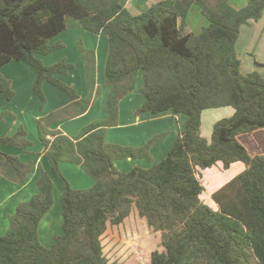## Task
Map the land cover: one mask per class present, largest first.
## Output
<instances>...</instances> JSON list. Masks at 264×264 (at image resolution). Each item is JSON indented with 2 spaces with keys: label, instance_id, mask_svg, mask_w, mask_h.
<instances>
[{
  "label": "trees",
  "instance_id": "trees-1",
  "mask_svg": "<svg viewBox=\"0 0 264 264\" xmlns=\"http://www.w3.org/2000/svg\"><path fill=\"white\" fill-rule=\"evenodd\" d=\"M247 2L236 8L230 0H161L133 15L121 0H0V94L8 101L15 98L1 69L24 61L37 71L33 92L41 110L47 103L45 81L71 100L37 120L49 172L38 165V192L9 217V229L0 234V264H121L105 257L102 237L134 209L162 236L164 250L152 253L151 264H264V154L252 153L239 139L264 129V76L258 71L244 75L237 52L242 27L263 18L264 0ZM194 4L209 22L199 34L186 32ZM73 26L107 38L104 75L110 87L107 118L91 122L77 137L52 126L84 115L99 98L97 53L79 41L89 88L85 98L55 78L68 75L73 64L63 60L47 66L38 58L64 48L50 42ZM139 71L146 102L135 114L172 111L187 120L165 159L121 172L116 160L151 162V146L168 135H155L141 147L107 142ZM225 107L235 113L216 122L207 140L201 133L204 111ZM5 115L0 113V122ZM1 145L28 149L32 142L21 127L0 138ZM63 163L82 166L94 185L74 188ZM237 164L244 170L212 194L211 204L205 203L202 171L228 173ZM33 168V162L0 150V174L10 182L23 184ZM51 174L63 183V232L47 248L39 226L54 204Z\"/></svg>",
  "mask_w": 264,
  "mask_h": 264
},
{
  "label": "crops",
  "instance_id": "crops-1",
  "mask_svg": "<svg viewBox=\"0 0 264 264\" xmlns=\"http://www.w3.org/2000/svg\"><path fill=\"white\" fill-rule=\"evenodd\" d=\"M159 1L161 0H121L122 4L133 15H137V14L145 12L146 10L150 8V6L153 3H156ZM230 2L236 8H243L248 3L247 0L246 1L239 0L238 5L234 4L232 0H230ZM189 15L186 20L188 29L195 34H199L203 30V28H205L206 21L208 22V20L206 19L205 21V17H204V19L201 20V24H200L201 28H197L198 30H196V26H194V24L190 22ZM263 20H264V15L261 20L257 22H252L249 25L243 26L241 29L240 38L237 42V52H238L239 46L241 45V47L250 51L249 53H251L255 61L256 66H253L251 70H248L247 74L250 72L259 70L258 72L264 75V47L262 46L263 42L260 44L259 48H257L254 52L252 50H249L248 48V44H250L251 38L253 40V37L256 36L258 32L261 35V40L264 38ZM206 27H208V25ZM76 28L78 32L81 31V29H79L80 27H76ZM83 31L84 33H82V31L81 33L85 35L88 41H90V42L86 41L85 45H87L88 48L94 49L96 53L98 52L97 53V70H98V64H99L98 59L100 56V50H98L99 48L98 45L101 41L103 42V38L105 36L101 34V35H94L96 37H93V36H90L89 32L85 33L86 31L85 30ZM93 38L96 39V42L92 41ZM106 53H107V47H106ZM40 57H42V59L44 60V63L49 64V62H47V59H48L47 56H44V57L40 56ZM107 57H108V54H107ZM239 58L241 59L240 56ZM76 61H78V65H81L80 60L78 58H76ZM241 62H242V59H241ZM78 68L80 69L81 67H78ZM74 70L71 71V73H73ZM1 72L7 78L9 77L14 80L13 86H14L16 95H15V98L11 100L13 102L11 101L7 102L5 98L3 99L2 95L0 94V112L6 111L7 113H11L12 116L17 114L21 121L19 120L14 121V119L10 118L9 116L5 118V121L2 120L3 122L2 121L0 122V138L14 135L17 132V129H19L18 127H19V124L21 123L22 125H24L23 127H25L24 129L27 132V139L32 142V146L28 149H22V148H15L10 145H1L0 150L6 154L18 156L23 162H33L34 168H33V172L30 175V177L23 184H15L13 182H9V180H7L3 175L0 174V231H1L0 234L4 233L2 231L8 230L10 226L9 217L15 213L16 208L19 205V203L30 200L33 197V195L38 192V187H37V180L39 178L38 165L40 164L46 171L49 172L50 163H49L47 156L44 153V146L39 139L37 120L43 115L45 116V115L50 114L51 110L58 108V107L59 108L65 107L71 102V100L68 97V101L65 100L63 104H57V105H52V106H47V107L45 106L44 111H40V113L42 114L37 113V112L29 113L27 103H31L33 101L32 94L29 93V91L33 92V85L37 77L36 69L24 61H12L3 67L1 69ZM98 74L99 72H97V76ZM81 75H84V82L81 81L80 79ZM140 78H141V81H139ZM69 79L71 81L78 82L77 85L80 86V89H81L80 96L81 97L85 98L89 95V89L86 87L87 81L85 83V79H86L85 68H84V73L82 72L81 74V72L76 71L74 77L69 78ZM136 80H137V85H136L135 90L131 94H129L127 97H125L120 103V124L117 127L110 128L107 133V142L109 143H113V144L120 143L123 146H129V147H141V146L146 145L153 136L161 134V133L152 134V133H149V131H144L142 127L138 128L142 124V121H143L142 116H144V114L138 116L137 119H134V114L141 106L145 104L146 100L144 97H143L144 99L142 98L135 99L136 97L133 95L136 94L135 92L141 93V89L144 83L142 71H139L136 73ZM23 81H26V83L29 84V90L26 93L20 92V90L24 92L25 89L27 88ZM97 81H98V85H100L99 80ZM138 83H141V84H138ZM18 87L20 88V90ZM109 90H110L109 86L108 88L105 89V91L103 90L102 94H100L101 97L98 98L94 102L91 108L84 115L79 116L74 119L63 120L53 125L52 129L59 130L69 137H75L76 135L80 133L83 127V124L80 123L82 120L85 119L88 125L94 119L91 115L93 112H99L100 115L102 116L101 118H105L107 115L106 108H105V101H106ZM39 107H40V103H39ZM205 112L206 111H204L203 116ZM166 113L171 114L172 118L176 121L178 126L175 130L165 131L162 133H168V136L170 135L169 138L173 137L174 141H171L170 145H168L169 138H165L164 141L154 143L150 148V154L153 159L151 162L146 159L136 160V159H130V158L125 159V160H116L115 166L117 167L119 171L128 172L136 166H139L142 168H150L152 165L161 162L163 159L167 157L171 148L175 144L177 136L181 133V131L184 130L185 128L184 125L187 119L184 118L182 115H175L172 111L165 112V114ZM234 113H235V109H234ZM233 114L231 116H233ZM126 116L127 117L130 116L131 121L124 122V117ZM113 132H118V134H115ZM244 136H247V139H242V137ZM119 138H121L122 140H119ZM239 139L252 153L258 154V155L264 154V129L254 132L253 134L243 135ZM235 166H241V165L237 164ZM235 166H233V168ZM241 168H242L241 170H238L239 173L244 170L243 166H241ZM61 169H62L63 174L70 181L71 185L74 188L87 189V188H90L92 185H94L93 184L94 180L89 179V177L85 174V169L80 165L63 163L61 165ZM230 171L228 172V174L230 173ZM51 176H52L53 183H54V200L56 199V201H59V200L61 201L62 194H63V183L56 176L52 174ZM84 180H86V183H89V186L87 188H81L79 185H77L78 183ZM57 189L59 190H58V193L56 194ZM51 211L52 209L43 217L40 223V226H39V231L41 230L42 234L45 236L49 233V231L52 228L51 224H52L53 218L51 217L53 216L51 214V217H50ZM61 211L63 214V209H61ZM49 235H50L49 244L46 245L43 241L40 240L41 243L47 248H50L54 244L55 237H56L55 235H52L51 232Z\"/></svg>",
  "mask_w": 264,
  "mask_h": 264
},
{
  "label": "rangeland",
  "instance_id": "rangeland-1",
  "mask_svg": "<svg viewBox=\"0 0 264 264\" xmlns=\"http://www.w3.org/2000/svg\"><path fill=\"white\" fill-rule=\"evenodd\" d=\"M210 1L212 4L215 3V0H210ZM232 1L236 5H238V3H239V0H232ZM189 13H190V15H189ZM189 13H188V15L190 17V22L192 24H194V26H196V30H198L197 28H201V25H200L201 20L204 19V16L202 15L199 6L197 4H194L192 6V8L190 9ZM205 21H206V18H205ZM263 23H264V20H263ZM207 25L209 26V22L206 21V26ZM75 28L76 27H74V26L69 27L65 32H63L61 35H59L57 38H55L54 40H52L50 42V44H52V45L57 43V42H61L64 45V48H61V49L53 52L49 56H47V58H48L47 62H49V64L44 63V60L42 59V57L38 56V58L41 59L43 61V63L47 66L53 65V64L58 63V62L63 61V60L66 61L67 63L73 64L75 66V70L73 73L70 72L68 75L56 74L55 78H57L58 80H60L61 82L65 83L69 86L74 87L80 95L81 89H80V86L77 85L78 82L77 81H71L69 78L74 77L76 71L81 72V74H82V72L84 73V65H83V61H82L80 50H79V41L82 40L83 42H85V44H86V41L87 42H90V41H88V39L85 37V35L82 34V33H84V31L82 30L81 27L79 29H81L82 33L80 30H79L80 32H78L77 28L76 29ZM186 32H191L188 29V27H186ZM85 33H87V32H85ZM90 36L96 37L92 34H90ZM92 41L96 42V39L93 38ZM250 41L251 42H250V44H248V48H249V50H252L253 52L257 48H259V46L262 42H263L262 46L264 47V38L261 40V35L259 34V32L256 34V36L253 37V40L251 38ZM98 47H99L98 50H100V56L98 59L99 64H98L97 72H99V74L97 76V80H99V82H100L99 86L101 87V94H102V91L103 90L105 91V89L108 88V86L106 85V82H105V75H104L105 64L107 61L106 59H107V54H108L107 38L104 37L103 42L101 41L99 43ZM106 47H107V53H106ZM249 52L250 51H248L247 49L241 47V45L238 48V54L242 59L241 72L244 75H246L248 70H251V68H253V66H256L255 61L253 59V56ZM76 58H78L80 60L81 65H78V61H76ZM78 67H81V68L79 69ZM4 77H6V76L4 75ZM7 79L11 81L12 88L15 91L14 86H13L14 80L12 78H9V77ZM80 79H81V81L84 82V75H81ZM139 81H141V78ZM23 82L25 83V85L27 87L25 89V91L23 92L20 90L19 87L18 88H19L21 93H26L29 90V84H27L26 81H23ZM85 83H86V79H85ZM138 84H141V83H138ZM43 85H42L43 93L47 99V103L45 105L46 107L52 106V105H57V104H63L65 102V100L68 101L69 96L67 95L66 92L60 90L59 88H57L55 86H53L51 83H49L47 81H45V83H43ZM86 87L88 88L87 84H86ZM23 88H25V87H23ZM29 93L32 94V97H33L32 100L33 101L31 103H27L28 112L29 113H32V112L40 113V111H44L45 107L42 110L39 107V103H40L39 99L33 94L32 91H29ZM135 93L136 94L133 95L136 97L135 99H139V98L144 99L143 96L141 95V93H139V92H135ZM100 97H101V95L99 96V98ZM3 99H4V97H3ZM5 100L8 102V100L6 98H5ZM11 102H13V101H11ZM58 109H60V108L59 107L55 108V109L51 110V112H54ZM4 112L6 113V115L3 119V121H5V118L7 116H9L10 118H13L14 121H17V120L21 121L17 114L12 116L11 113H7L6 111H4ZM233 113H234V108H232V107L206 110V112L202 118V129H201L202 136L210 141L212 134H213V128H214V125L216 124V122H218L219 120H221L223 118L230 117ZM40 114H42V113H40ZM143 114H144V116H142L143 117L142 118V120H143L142 124L140 123L141 125L138 128L142 127V129L144 131H149V133L158 134V133H162L165 131H172V130H175L178 126L176 121L172 118L171 114H169V113L153 115V114L147 112L146 114L145 113H143ZM143 114H141V115H143ZM91 115L94 118L91 122L99 121V120H103V119L107 118V115L105 118H101L102 116L100 115L99 112H93ZM45 116L43 115L42 117H45ZM138 116H140V115L134 114V119H137ZM182 116L187 119V116H185V115H182ZM88 119H89V117H88ZM129 121H131L130 116L124 117V122H129ZM80 123L83 124L82 129L87 126V121H85V119L82 120ZM119 124H120V119H119ZM23 126L24 125H22L20 123L18 128H21ZM23 128H25V127H23ZM113 133L118 134V132H113ZM79 134L76 135L75 137L79 136ZM169 136L167 135L166 138H169ZM242 139H247V136L242 137ZM119 140H122V139L119 138ZM171 141H174L173 137L168 139V145H170ZM158 142H161V141H158ZM115 144H117V143H115ZM118 144L122 145L120 143H118ZM241 169H242L241 166H235L230 171L229 174L225 173L220 168L213 170V171H208V172L202 171L203 183L206 187V194L203 198V201L207 204H211L210 199H211L212 194L215 191H217L218 189H220L222 186H224L226 183H228L231 179L236 177L239 174L238 170H241ZM85 174L89 177V175L86 173V171H85ZM89 179L92 180L91 177H89ZM77 185H79L81 188H87L89 186V183H86V180H84V181H81L80 183H78ZM58 190L59 189H57L56 194L58 193ZM53 206L54 207H52V211L50 213V217H51V214L53 216V217H51V218H53L52 224H51L52 225L51 230L49 231V233L46 236L42 234L41 230L39 231L40 240L43 241L46 245L49 244V242H50V238H49L50 232L52 233V235H55V236L61 235L63 232L62 231L63 214L61 211V209H62L61 201L60 200L56 201V199H55ZM2 232H4L2 234L6 233V231H2ZM46 237H47V239H46ZM102 245H103V249H104V255L108 259V261L119 262L121 264H151L152 253L154 251H157V250L158 251L164 250V247L162 246L161 233L155 232L154 230H152L147 225L146 220L142 219L138 215V212L136 209L133 210L130 217L122 225H120V226L109 225L108 226L107 231L105 232V234L102 237Z\"/></svg>",
  "mask_w": 264,
  "mask_h": 264
}]
</instances>
